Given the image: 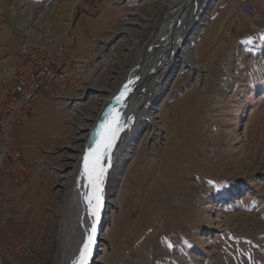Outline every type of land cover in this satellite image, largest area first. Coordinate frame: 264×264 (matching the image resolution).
Instances as JSON below:
<instances>
[{"label":"rangeland","instance_id":"rangeland-1","mask_svg":"<svg viewBox=\"0 0 264 264\" xmlns=\"http://www.w3.org/2000/svg\"><path fill=\"white\" fill-rule=\"evenodd\" d=\"M110 1L89 16L82 10L86 0H0V87L12 79L23 44L60 43L71 33L76 40L68 56L86 76L75 92L44 96L61 109L59 130L39 127L55 121L44 108L21 136L12 135L11 148L25 143L24 134L41 131L30 139L36 156L25 160L24 184L0 160V264H61L55 239L60 169L78 146L85 118L111 97L83 90L122 88L141 66L136 50L149 49L169 8L168 0ZM252 1L257 21L241 17L237 0H212L188 31L193 72L180 69L157 88L162 95L148 108L157 110L159 134L140 121L130 135L132 152L126 146L117 158L106 186L117 205L100 230L95 264H264V0ZM122 27L138 36L136 48ZM249 38L253 43H244ZM251 218L259 220L255 229Z\"/></svg>","mask_w":264,"mask_h":264},{"label":"bare ground","instance_id":"bare-ground-1","mask_svg":"<svg viewBox=\"0 0 264 264\" xmlns=\"http://www.w3.org/2000/svg\"><path fill=\"white\" fill-rule=\"evenodd\" d=\"M168 2V11L163 23L158 27L152 45L147 50L139 48L136 50L138 59L141 61V66L136 67L126 83L128 84L129 81H132V84L129 85L131 91L128 93L124 111L127 116L134 118V123L118 144L112 167L109 169L105 179L104 204L100 221L97 225L96 241L90 264H95L98 261L99 247L104 241L103 230H100L109 222L110 210L114 209L117 205L116 200H108L106 194L107 181L116 160L126 146L128 152H132L135 140L130 135L135 125L140 121L144 120L146 122L154 137L159 134L157 110L153 111L155 108H148V106L155 96L161 97L162 94L157 91V88L171 81L177 71L186 67L192 70V48L187 46L189 36L187 33L194 27L193 25H197L196 22L201 17L207 14L209 9L208 4L209 2L212 3V0H168ZM2 4L6 5L7 2H3ZM11 4L14 7L22 6L16 1H13ZM31 16L33 17V15ZM194 29L195 27L190 32ZM119 32L129 34L133 39V47H137L139 38L129 28L122 27ZM182 52L185 54V58L182 57ZM192 72L190 76H192ZM12 79H16V71H13ZM122 88L115 92H112L110 86H98L97 89L90 87L83 90L84 92L88 90L98 91L99 93L109 94L111 97L110 99L103 97L98 102L99 109L96 115L85 118L89 123L79 128L78 137L76 138L78 146L70 148L73 155L66 157L60 169L61 182L55 202L56 213L59 215V220H57L55 226V239L58 245V260L61 264H73V260L77 257L86 234L85 230L91 227V217L88 215V209L83 200V192L86 189L83 186L84 181L80 175L82 171V156L84 150L91 143V137L94 135L96 125L103 119L104 113L108 110V107L113 103L114 97L119 94ZM127 105L130 106L127 107ZM251 219H254L253 221L250 220L252 229L257 228L260 224L258 223L259 220L255 218ZM243 220L245 223H248L246 217Z\"/></svg>","mask_w":264,"mask_h":264},{"label":"built area","instance_id":"built-area-1","mask_svg":"<svg viewBox=\"0 0 264 264\" xmlns=\"http://www.w3.org/2000/svg\"><path fill=\"white\" fill-rule=\"evenodd\" d=\"M237 3L242 18L260 19L259 8L252 0H237ZM112 4L110 0H86L82 10L89 16H97L99 6ZM75 40L71 33L60 43L23 44L10 70L16 71V79H9L0 87V160L5 161V171L16 184L26 182L28 171L22 152L10 146L12 132L28 123L33 102L39 96L57 99L77 91L86 82L82 63L68 56Z\"/></svg>","mask_w":264,"mask_h":264},{"label":"snow or ice","instance_id":"snow-or-ice-1","mask_svg":"<svg viewBox=\"0 0 264 264\" xmlns=\"http://www.w3.org/2000/svg\"><path fill=\"white\" fill-rule=\"evenodd\" d=\"M260 39L264 41V34L261 35ZM244 43L252 44L253 41L249 38ZM130 84H132V81L125 84L119 94L114 97L113 103L104 113L103 119L96 125L91 143L84 150L82 156L80 175L86 189L83 192V200L88 209V215L91 217V227L85 230L86 234L73 264H90L92 258L97 225L104 204L105 179L112 167L118 144L134 123V118L127 116L124 111L128 93L131 91ZM213 187L215 188L214 184ZM185 244L189 248L192 247L188 241H185ZM167 247L171 249L173 247L172 243L168 242Z\"/></svg>","mask_w":264,"mask_h":264},{"label":"crops","instance_id":"crops-1","mask_svg":"<svg viewBox=\"0 0 264 264\" xmlns=\"http://www.w3.org/2000/svg\"><path fill=\"white\" fill-rule=\"evenodd\" d=\"M105 12H108L110 13V15H114L112 13V11H109V10H105ZM123 15V14H122ZM121 16V14L119 15ZM111 17V16H109ZM113 25V22L112 24ZM110 25H107L105 27V29L103 31H105L107 29V27H109ZM97 37V36H95ZM57 103L53 100H48L46 99V97L44 96H39L34 102H33V112H32V116L30 118V120L28 121V123L21 129H18V130H15L12 132V135L14 133H16V136H21L22 135V132L27 130L33 117L34 116H42L44 114V108H47L48 110H51V112L55 113L56 116H55V121L52 122V121H48V120H45V122L43 123L42 121L40 122V125L39 127H41L42 125H47V124H50V125H53L54 128H56V130H59L60 129V126H61V109L60 107H58V105H56ZM47 106V107H46ZM41 131L38 132V134L40 133ZM35 135V134H31L33 136H28V134H24L25 136V143L23 145H20L18 147H13L14 149H18L22 152L23 156H24V159L27 161V160H30L31 158H34V156H36V151L35 149L33 148V146H31L30 144V139H32L33 137L36 138L34 141L37 140V137H39L41 135V133L39 134V136ZM12 135H11V139H12ZM30 137V138H29ZM27 139V140H26ZM11 144V142H10Z\"/></svg>","mask_w":264,"mask_h":264}]
</instances>
